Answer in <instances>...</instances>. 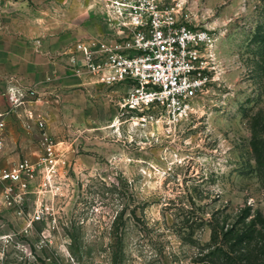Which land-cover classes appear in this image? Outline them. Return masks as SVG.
Masks as SVG:
<instances>
[{
    "label": "rangeland",
    "instance_id": "374dc122",
    "mask_svg": "<svg viewBox=\"0 0 264 264\" xmlns=\"http://www.w3.org/2000/svg\"><path fill=\"white\" fill-rule=\"evenodd\" d=\"M166 2L215 33L219 82L171 130L151 111L146 121L133 118L118 105L121 88L91 77L22 106L9 123L7 155L41 156L32 111L57 143L61 175L31 186L27 212L44 209L32 226L2 204L0 187V264H264V0ZM101 5L0 0V100L20 72L8 66L10 35L73 14L87 35L108 32ZM29 51L37 64L41 52ZM219 247L234 263L213 256Z\"/></svg>",
    "mask_w": 264,
    "mask_h": 264
},
{
    "label": "built area",
    "instance_id": "2783aa9c",
    "mask_svg": "<svg viewBox=\"0 0 264 264\" xmlns=\"http://www.w3.org/2000/svg\"><path fill=\"white\" fill-rule=\"evenodd\" d=\"M108 32L78 39L60 53L77 77L119 87V107L133 118L164 119L171 130L195 114V102L220 80L215 66L212 29L195 23L181 3L166 0H99ZM62 57V58H63ZM38 91L10 84L0 100V187L2 204L12 209L27 226L43 219L44 209L26 210L31 186L40 177L57 182L61 175L57 143L50 140L43 116L29 121L42 134V154L37 161H11L7 155L10 120ZM26 110V109H25ZM155 111V113H154ZM26 125L28 123H25Z\"/></svg>",
    "mask_w": 264,
    "mask_h": 264
},
{
    "label": "crops",
    "instance_id": "0c3cea01",
    "mask_svg": "<svg viewBox=\"0 0 264 264\" xmlns=\"http://www.w3.org/2000/svg\"><path fill=\"white\" fill-rule=\"evenodd\" d=\"M81 22L76 14H73L72 20L54 17L47 22L49 24H44L42 29H27L19 35H10L14 45H12L11 56L7 59L8 66L13 68L12 71L20 70V72L18 75L13 73L9 75V79L14 78L7 80L8 86L18 83L26 87H34L41 99L43 95L54 91L53 86H64L67 83L75 85L76 75L67 68L66 62H59L55 57H58L72 43L88 34L87 29L81 31L79 28ZM36 36L37 41L34 40ZM30 46L41 52L37 64L31 63L28 58L24 57L26 52H30Z\"/></svg>",
    "mask_w": 264,
    "mask_h": 264
},
{
    "label": "trees",
    "instance_id": "16d2710c",
    "mask_svg": "<svg viewBox=\"0 0 264 264\" xmlns=\"http://www.w3.org/2000/svg\"><path fill=\"white\" fill-rule=\"evenodd\" d=\"M262 224V226H260V227H264V222L263 223H261ZM226 233H228V232H226ZM220 250V251H219ZM217 252H222V253H225L224 255L227 257V260H232L233 261V263H234V257H232V255H231V253L228 251V250H226L224 247L223 248H218V250L216 249L215 251H213V256H215L216 255V253ZM230 264V263H229ZM236 264V263H235Z\"/></svg>",
    "mask_w": 264,
    "mask_h": 264
}]
</instances>
